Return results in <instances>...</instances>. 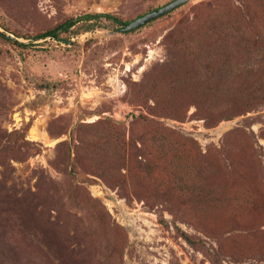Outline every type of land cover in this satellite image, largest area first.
<instances>
[{"label": "rangeland", "instance_id": "obj_1", "mask_svg": "<svg viewBox=\"0 0 264 264\" xmlns=\"http://www.w3.org/2000/svg\"><path fill=\"white\" fill-rule=\"evenodd\" d=\"M173 1L0 0L20 42L0 37V264H264V0L32 40ZM208 72L251 97L231 119L208 123L189 90Z\"/></svg>", "mask_w": 264, "mask_h": 264}, {"label": "trees", "instance_id": "obj_2", "mask_svg": "<svg viewBox=\"0 0 264 264\" xmlns=\"http://www.w3.org/2000/svg\"><path fill=\"white\" fill-rule=\"evenodd\" d=\"M153 11H155V10H153ZM100 20L109 21L112 24L119 26V27L127 26L129 24V22H124L121 18L117 17L114 14H110V13L87 14V15L80 16L77 18H69V19L65 20L63 23L56 26L55 28L36 35L32 40L33 41H40V40L52 38V39H55L57 41L70 42V35H68L65 38L62 35H64V34H78L82 28L84 29V31H91L94 29L95 26H97L95 24V21H100ZM81 22H84L81 26L82 28L81 29L76 28L77 30H73L74 27H76ZM224 24H226V23H222L219 25L221 27H223ZM226 25L232 26V24H226ZM233 26H234V24H233ZM224 30H226V29H224ZM0 37L7 40V41H10L14 44L20 43L15 38L7 36L6 34L1 33V32H0ZM224 38H226V37H224ZM224 38H222V39H224ZM222 42H225V41H222ZM210 72H212V71H210ZM213 72L216 73V75H214L213 77L218 79V80H221V78H224L226 76L225 75L226 72H224L222 70H215ZM208 75L209 76H208V81H207L206 86H204V84L202 82H199V83L193 84L191 86V88L189 89V90H193V93L198 95L199 100H200L199 103H200V105H202V108H201L202 115L205 116L208 123L220 121L219 119H221V120L222 119H231L233 113H229L228 111H225V110L230 111V109L232 107H239L240 105H244L245 103H247L248 99H250L251 97H249L246 92H240L239 95H225V94H221V92H219L218 90H215L214 92H212L210 89H206V87H209L213 83V82H211L212 81V76H211L212 74L209 73ZM213 84H215V83H213ZM163 85L167 86L166 83H163ZM177 87H179V86L177 85ZM204 89H206L207 92L204 91ZM199 90L201 92V95H200ZM208 91H210V92H208ZM253 94H255V93H253ZM172 145L174 146V144H172ZM199 155H200V153H199ZM104 220H106L105 217H104ZM184 237L189 243H193V241L188 236L185 235ZM114 239H115V241L112 242L113 250L116 252H120L122 249L124 239H122L120 236L114 237Z\"/></svg>", "mask_w": 264, "mask_h": 264}, {"label": "water", "instance_id": "obj_3", "mask_svg": "<svg viewBox=\"0 0 264 264\" xmlns=\"http://www.w3.org/2000/svg\"><path fill=\"white\" fill-rule=\"evenodd\" d=\"M189 1L190 0H174L173 2L167 4L161 8L153 11V12L147 13V14L135 19L134 21L130 22L127 26H125L121 31L126 33V32H132V31L138 30L139 28H142V27L146 26L147 24H149L155 20H158L161 17L177 10L178 8L187 4Z\"/></svg>", "mask_w": 264, "mask_h": 264}]
</instances>
